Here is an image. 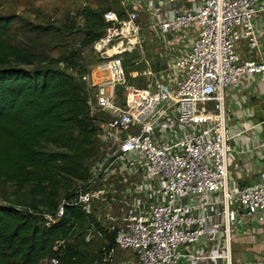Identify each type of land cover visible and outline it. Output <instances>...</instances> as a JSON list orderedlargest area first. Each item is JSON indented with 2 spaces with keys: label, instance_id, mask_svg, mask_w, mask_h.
Wrapping results in <instances>:
<instances>
[{
  "label": "built area",
  "instance_id": "built-area-1",
  "mask_svg": "<svg viewBox=\"0 0 264 264\" xmlns=\"http://www.w3.org/2000/svg\"><path fill=\"white\" fill-rule=\"evenodd\" d=\"M116 1L122 15L104 12L103 36L93 44L98 61L83 76L92 113L104 114L100 157L75 195L46 217L55 222L67 205L88 214L103 205L98 222L138 264H233L241 212L246 221L264 222V171L258 181L231 189L235 149L226 97L229 87L264 73L255 25L264 0ZM240 42L256 54L243 59ZM137 48L148 82L131 96L124 59ZM117 176L126 184L120 191L107 183ZM115 202L124 207L120 214ZM203 239L206 250L193 251Z\"/></svg>",
  "mask_w": 264,
  "mask_h": 264
},
{
  "label": "trees",
  "instance_id": "trees-1",
  "mask_svg": "<svg viewBox=\"0 0 264 264\" xmlns=\"http://www.w3.org/2000/svg\"><path fill=\"white\" fill-rule=\"evenodd\" d=\"M110 8L121 10L117 2ZM104 12H83L89 23L80 48L58 57L46 54L40 42L17 40L13 16L0 15V180L26 191L24 200L0 204V264H53V257L57 264H93L86 250L92 226L103 232L108 250L118 247L114 233L97 220L103 205L91 214L67 205L55 222L46 217L56 214L62 198L75 195L100 157L97 134L104 114L92 113L83 79L98 59L84 64L80 52L103 36ZM51 30L39 24L28 29L37 35ZM107 183L119 191L126 186L118 176ZM123 208L115 202L113 211Z\"/></svg>",
  "mask_w": 264,
  "mask_h": 264
},
{
  "label": "rangeland",
  "instance_id": "rangeland-1",
  "mask_svg": "<svg viewBox=\"0 0 264 264\" xmlns=\"http://www.w3.org/2000/svg\"><path fill=\"white\" fill-rule=\"evenodd\" d=\"M116 2V0H0V15L13 16L12 34L18 36L17 40L40 42V49L48 55L58 57L69 50L80 48L84 30L89 23L83 12L89 9L104 12L109 5H115ZM38 24L52 26V30L43 35L28 31L30 27ZM80 53L84 64L98 59L92 45L83 48ZM141 57L142 54L137 48L124 59L131 96H134L137 89L143 87L144 82H148L146 73L149 67ZM164 67L165 65L154 64L155 69ZM133 69L144 75H133ZM25 193L26 191L19 192L15 185L0 180V204L17 199L24 200ZM86 241L87 257L93 264H138L133 252L118 247L108 250V240L104 236H99L95 230Z\"/></svg>",
  "mask_w": 264,
  "mask_h": 264
},
{
  "label": "crops",
  "instance_id": "crops-1",
  "mask_svg": "<svg viewBox=\"0 0 264 264\" xmlns=\"http://www.w3.org/2000/svg\"><path fill=\"white\" fill-rule=\"evenodd\" d=\"M192 2L191 6H195ZM260 36L261 56L264 59V11L255 18ZM237 49L243 59L253 57L246 42ZM183 51L185 49H182ZM228 127L232 136L234 153L229 159L230 187L237 190L260 179L264 171V150L259 144L264 140V73L244 78L239 87L227 89ZM241 212V231L233 242V264H264V222L246 221ZM195 252H204L205 239L192 246ZM213 260L210 264H220ZM181 264H205L202 260H187Z\"/></svg>",
  "mask_w": 264,
  "mask_h": 264
}]
</instances>
